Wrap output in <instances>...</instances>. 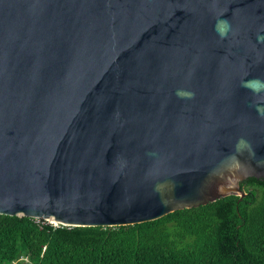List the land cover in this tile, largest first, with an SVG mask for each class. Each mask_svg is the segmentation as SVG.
<instances>
[{
    "label": "water",
    "instance_id": "obj_1",
    "mask_svg": "<svg viewBox=\"0 0 264 264\" xmlns=\"http://www.w3.org/2000/svg\"><path fill=\"white\" fill-rule=\"evenodd\" d=\"M264 177V0H0V214L155 220Z\"/></svg>",
    "mask_w": 264,
    "mask_h": 264
},
{
    "label": "trees",
    "instance_id": "obj_2",
    "mask_svg": "<svg viewBox=\"0 0 264 264\" xmlns=\"http://www.w3.org/2000/svg\"><path fill=\"white\" fill-rule=\"evenodd\" d=\"M240 186L241 198L115 227L0 214V264H264V177Z\"/></svg>",
    "mask_w": 264,
    "mask_h": 264
}]
</instances>
